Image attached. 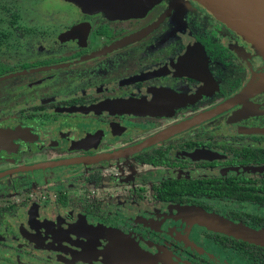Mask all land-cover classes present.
<instances>
[{
  "label": "flooded vegetation",
  "instance_id": "af4514ba",
  "mask_svg": "<svg viewBox=\"0 0 264 264\" xmlns=\"http://www.w3.org/2000/svg\"><path fill=\"white\" fill-rule=\"evenodd\" d=\"M27 1L0 11V264H264L212 227L264 230L262 56L196 0Z\"/></svg>",
  "mask_w": 264,
  "mask_h": 264
},
{
  "label": "water",
  "instance_id": "95a60500",
  "mask_svg": "<svg viewBox=\"0 0 264 264\" xmlns=\"http://www.w3.org/2000/svg\"><path fill=\"white\" fill-rule=\"evenodd\" d=\"M89 2L98 7L110 6L115 0H75ZM215 17L226 23L262 56L264 60V0H196ZM251 89H264V69ZM248 90V89H247ZM216 230L233 235L254 244L264 246V230L232 227L215 221Z\"/></svg>",
  "mask_w": 264,
  "mask_h": 264
},
{
  "label": "rangeland",
  "instance_id": "374dc122",
  "mask_svg": "<svg viewBox=\"0 0 264 264\" xmlns=\"http://www.w3.org/2000/svg\"><path fill=\"white\" fill-rule=\"evenodd\" d=\"M23 2L27 0H22ZM36 1V12L38 11V14H44L47 11V7L51 5L52 0H35ZM11 3L9 0H0V11L4 12L8 17H11V14H14L13 8L8 4ZM49 10V9H48ZM12 21H14V17L11 18ZM11 20H8L9 22ZM44 29V28H43ZM7 31H11V29L7 28Z\"/></svg>",
  "mask_w": 264,
  "mask_h": 264
}]
</instances>
